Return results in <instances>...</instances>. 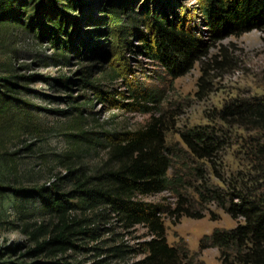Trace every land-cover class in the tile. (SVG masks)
<instances>
[{
  "label": "rangeland",
  "instance_id": "rangeland-1",
  "mask_svg": "<svg viewBox=\"0 0 264 264\" xmlns=\"http://www.w3.org/2000/svg\"><path fill=\"white\" fill-rule=\"evenodd\" d=\"M101 1L84 0L81 9L69 12L70 20L77 22L68 23L65 33L50 32L55 29L50 15L35 8V2L28 3L21 15L30 23L28 27L0 26V74L12 69L13 74L24 75L15 78L19 92L13 94L19 98L18 106L0 112V264H44L59 256L71 264H94L98 250L91 246L104 245L100 238L107 244L116 240L132 245L146 238L142 224L125 229L114 223L97 240L80 243L84 247L79 249H67L57 256L33 251L48 234L38 230L33 236L30 230L47 222L48 216L37 210V195L17 189L50 184L67 171L65 160L89 173L106 168L111 163L109 143L118 141L124 131L146 124L152 114L160 116L171 155L167 173L176 184L174 189L138 194L137 198L172 209L181 193L186 205L202 211L203 216L163 214L167 241L184 242L196 253L197 264H222L218 248L200 249L199 241L215 227L230 228L236 220L214 200L201 198L196 189L207 184L227 193L260 182L255 180L258 171L245 148L256 131L227 123L219 109L233 98L264 94V25L214 38L202 13L203 0H131L133 13L126 7L120 15L129 12L139 19L130 24L131 18L125 17L123 23L129 26H121L105 18ZM145 2L151 12L163 5L169 17L181 19L201 40L190 65L166 64L143 51L144 36L148 41L153 32L150 20L140 12ZM71 31L65 61H53L57 49L51 39L63 41ZM85 64H96L89 74L95 85L83 84ZM59 77L68 79L69 87H63ZM66 95L75 103L90 100L82 107L83 117L77 119L76 110H56L68 108ZM194 128L216 134L218 142L210 155H197L183 139L182 133ZM82 130L89 133L79 135ZM27 207L35 211L23 215Z\"/></svg>",
  "mask_w": 264,
  "mask_h": 264
},
{
  "label": "trees",
  "instance_id": "trees-1",
  "mask_svg": "<svg viewBox=\"0 0 264 264\" xmlns=\"http://www.w3.org/2000/svg\"><path fill=\"white\" fill-rule=\"evenodd\" d=\"M34 2L35 8H43V12L49 13L51 27H55L50 28L51 33H65L71 21L75 25L77 21L70 20L69 12L84 6V0H51L54 7L50 6L48 0H0V26L28 27L30 23L21 15L27 4L33 5ZM131 2L102 0L100 9L105 18L111 19L114 24L126 26L123 23L125 17L131 18L128 20L130 24L139 19L129 12L120 15L121 9L126 7L133 13ZM147 4L141 5L140 12H144V16L150 20L153 32L148 41L144 36L143 51L166 64L190 65L195 57L194 52L202 45L201 40L186 28L181 19L169 17L163 5L151 12ZM201 9L214 38L264 25V0H203ZM72 33H68V38L63 41L55 36V39H51L57 49L52 56L53 61H65V49L69 47ZM92 66L96 64H85L81 69L84 85H95L89 78ZM7 71V74H0V112L18 106L16 102L19 98L13 94L19 92L15 78L24 76L13 74L12 69ZM59 80L63 87H69L68 79L59 77ZM66 98L70 104L68 108L56 110L67 113L76 110L77 119L83 117L82 107L90 100L75 103L70 95H66ZM219 116L229 124L256 131L246 141L245 148L258 171L255 180L260 182L255 186L240 185L238 190L234 188L235 191L227 193L207 184L196 189L201 198L214 200L236 220L230 228L215 227L210 234H205L199 241V247H217L222 264H264V94L233 98L222 105ZM87 133L88 130H82L79 135ZM113 134L116 136L117 132ZM182 135L189 148L201 157L210 155L218 142L216 134L207 129L194 128ZM118 139L109 143L108 160L111 163L106 168L89 173L85 167L65 160L67 171L50 184L33 189H17L23 194L37 195L40 202L37 210L48 216L47 222L30 230L33 236L38 230L41 235L48 234L33 251H45L47 255L57 256L67 249L84 247L80 243L88 239L97 240L102 233L111 230L114 223L125 229L142 224L147 237L138 240L135 245L116 240L107 244L104 238H100L99 242H104V245L91 246L98 250L94 264H197L196 253L184 242L170 244L167 241L163 214L170 212L178 217L182 214L202 217L203 212L192 211L186 205V198L179 192L172 209L160 202L137 198L138 194L174 189L176 184L175 179L167 173L171 166V155L165 145L160 116L152 114L146 124L124 131ZM199 176L202 177L201 174ZM65 185L68 187L65 188ZM22 211L23 215H29L35 210L27 207ZM24 223L30 225L28 220ZM78 239L80 242L76 241ZM61 258L46 260L44 264H71ZM113 259L118 261L111 263ZM199 264L204 262L200 261Z\"/></svg>",
  "mask_w": 264,
  "mask_h": 264
}]
</instances>
